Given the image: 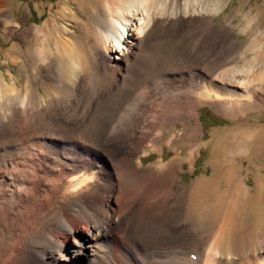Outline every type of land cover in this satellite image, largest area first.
I'll use <instances>...</instances> for the list:
<instances>
[{
    "label": "bare ground",
    "instance_id": "6f19581e",
    "mask_svg": "<svg viewBox=\"0 0 264 264\" xmlns=\"http://www.w3.org/2000/svg\"><path fill=\"white\" fill-rule=\"evenodd\" d=\"M176 2L70 0L73 22L85 27L76 39L48 21L26 33L41 38L38 69L51 55L63 63L65 79H49L69 95L32 106L15 79L0 83V98L12 102L0 122V264H174L149 260L174 254L196 255L190 264H264V181L248 185L242 160L210 158L209 175L172 188L181 141L188 163L202 141L199 106L232 116L264 104V48L246 67L232 66L231 32L206 22L220 0ZM101 13L105 22L89 27ZM159 16L166 25L156 31ZM16 38L12 56L24 54L26 36ZM134 104L140 110L127 115ZM163 145L176 151L168 164H141Z\"/></svg>",
    "mask_w": 264,
    "mask_h": 264
},
{
    "label": "rangeland",
    "instance_id": "374dc122",
    "mask_svg": "<svg viewBox=\"0 0 264 264\" xmlns=\"http://www.w3.org/2000/svg\"><path fill=\"white\" fill-rule=\"evenodd\" d=\"M181 1L182 0H177L176 3L180 4ZM220 2L219 8L217 7L218 12L215 15H208L206 22L210 27L221 30L226 28V30L228 29L231 32L237 45L235 50L231 51L229 55L234 58V62L231 65L237 68L246 67L247 62L251 61L256 51L258 50L256 53L258 54V52L264 48V0H220ZM3 10L5 11V15L3 18H0V20H3V22L0 21V83L10 87L13 79H15L17 81L16 84L22 86L21 93H26L28 95L32 106L44 104V101L47 102L49 97L54 98L58 96L57 98L60 100L68 97V90L63 89L59 91L56 88L57 83L55 84L52 82L51 78L49 79L54 72L61 75L62 80L65 79V67L63 63L54 60L51 55L45 61L47 65H45L44 68L39 67L38 69L39 61L34 56V51L41 44V38L36 39L32 43L29 42L31 38L30 36L27 37V34L31 32L32 29L39 28L45 21H48V23L52 25L54 23L57 27H66L71 37L76 39V37L80 35L79 33L83 32L82 30H84L85 27L83 26V28L81 25H77L73 22L72 17L76 18L75 15H73L75 12V5L71 4L70 0H56L53 3L41 0H9L5 3ZM59 12H61V15ZM55 19H58V21H55ZM158 21L159 24L155 27L156 31H159L160 28L166 25L164 17H156L154 24H157ZM104 22L105 16L102 13L87 19V25L92 28ZM17 26L18 29L15 28ZM60 29H57V31H60ZM19 33L26 36V38H23L19 42L21 51H24V54L19 53L18 56H12L9 54L10 47L13 42H18L16 35ZM224 33H226V31H224ZM89 40H91V38ZM221 43L227 44L226 41ZM212 49H214V46L210 47V45H207L205 47V52H209ZM15 57L21 59L17 63H14L12 58ZM11 105V101L0 98V122L6 124L8 119H10ZM262 106H264V104H261L259 106L260 108L255 107L256 109L254 108V110L248 107L245 108L246 110L242 108L241 111L232 114V116L229 113L222 114L217 112L214 104H211V102H206L199 106L196 109V113L198 115V124L201 129L202 141L194 151L192 163H188V160H181L185 158L188 151L186 143L181 141L178 150L181 152V159L179 158V161L173 163L175 173L178 174L179 179L172 188L178 192L182 191L184 186L190 185L197 177L210 174L208 163L211 160L213 161L214 159L217 162L226 160L229 155H233V159L237 160V163L239 160H242L241 177L244 179L246 178L248 185L252 187L254 182L264 181V107L262 108ZM139 110L140 105L134 104L127 115H133ZM192 123L194 124L193 121ZM241 127L243 128L241 129ZM244 127L246 129H244ZM179 129H181V123L176 124L174 131L178 132ZM253 129L263 131V134L260 132L249 141L243 140L239 142H236L234 138L225 139L223 141V134L219 135L217 139L212 138L215 132H220L222 130L226 132L227 130L237 131ZM162 144L160 142L159 145ZM175 153L176 151L174 149L167 148L164 145L158 151H152V149L149 148L146 152L147 156L142 159L141 164L143 166H149L151 163L158 160H162L164 164H168ZM249 160H252L255 164V168L253 167L254 169L248 166ZM262 166L263 170L258 171V167ZM223 188L224 187H221L219 191H222ZM251 192L254 193L253 190H251ZM192 255L195 257L194 259H191ZM195 259L196 255L194 254H174L169 257L149 258L151 262L174 264H190ZM133 264H136V262L134 261Z\"/></svg>",
    "mask_w": 264,
    "mask_h": 264
},
{
    "label": "trees",
    "instance_id": "16d2710c",
    "mask_svg": "<svg viewBox=\"0 0 264 264\" xmlns=\"http://www.w3.org/2000/svg\"><path fill=\"white\" fill-rule=\"evenodd\" d=\"M41 1H46V2L53 3V2L56 1V0H41Z\"/></svg>",
    "mask_w": 264,
    "mask_h": 264
}]
</instances>
